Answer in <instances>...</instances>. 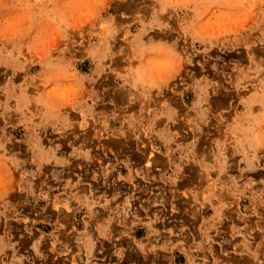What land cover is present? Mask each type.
<instances>
[{"label": "rangeland", "instance_id": "1", "mask_svg": "<svg viewBox=\"0 0 264 264\" xmlns=\"http://www.w3.org/2000/svg\"><path fill=\"white\" fill-rule=\"evenodd\" d=\"M150 40L176 41L181 102L199 90L198 157L175 153L179 189L161 154L152 175L109 179L117 121L85 123L89 88L109 93V73L126 85ZM239 121L241 139L228 134ZM82 131L92 154H66ZM110 193L129 196L128 223L100 212ZM165 227L183 237L160 249L149 238ZM0 264H264V0H0Z\"/></svg>", "mask_w": 264, "mask_h": 264}, {"label": "crops", "instance_id": "2", "mask_svg": "<svg viewBox=\"0 0 264 264\" xmlns=\"http://www.w3.org/2000/svg\"><path fill=\"white\" fill-rule=\"evenodd\" d=\"M172 47H177L176 41L174 46L168 47L163 41L150 40L146 44L136 47L139 51H135L136 58L139 61L130 70L126 69L122 72V78L126 80V85L119 84L116 77L109 73L101 76V80L104 81L108 77L114 83L109 85V93L102 92V82H96L94 88L87 89L84 112L90 117L85 121L88 123V127L92 128L93 131L98 129L100 131L102 127L109 128L112 120L116 119L117 121V128L114 129L115 131L111 130V134L112 139L121 142V145L111 144V152L107 151L104 156L102 155L104 160L102 170L103 172L109 171V179L123 177L129 182L135 178L136 174L152 175L154 167L148 165L147 161L149 162L151 159L150 155H153L154 158L161 154L166 158L162 175L179 178L176 186L173 183L171 186L175 187L174 189H179L186 183V172L180 171L181 167L186 166V163L183 164L181 160L176 164L174 156L176 152L180 153L181 157L189 159L188 165H191L194 158L197 159L198 157L199 121L197 116L200 107L197 92L199 90L193 87L197 98L191 107L181 102L184 91L172 80L175 74L173 69L176 68L178 62V57L173 55L172 50L169 49ZM143 49L145 51L142 52ZM144 58L146 60L145 65L147 64L148 67L147 71L143 70ZM164 64L170 66L168 67L169 71L168 69L166 71L161 69V65ZM120 89L124 91V94H118ZM44 113L49 116L52 112L46 107ZM122 113H128V115L124 116ZM85 123L82 122L84 130L87 126ZM228 129L230 136L239 139L244 138V125L240 121L231 123ZM65 144H68L66 154L73 155V157L88 158L92 154L91 145L84 137L83 131L78 137L70 136ZM124 144L127 146L122 148L121 146ZM95 148L94 146L93 150ZM57 153L59 154V152ZM95 155L97 154L95 153ZM171 160L172 164L169 167ZM167 167L169 169L173 167L174 170L169 173ZM196 174L198 177V173ZM197 182L198 178L196 179V188ZM169 184L168 182L163 184L165 189L170 186ZM190 184H194V182L191 181ZM100 196L101 201H103L104 194ZM123 197L118 199L116 194L110 193L106 196L105 204L101 203L100 212L113 217V220L119 212L120 218L125 219L128 223L130 219H126V216L132 215L133 208L129 209L127 205L130 201L129 196ZM98 221L96 219V222ZM166 228H161V231H156L149 238L151 241H160L158 246L160 249H164L169 240L183 237L182 232L178 233V227L174 228L173 231H162ZM115 238V235L111 237V239ZM113 245L112 242L108 248L113 250Z\"/></svg>", "mask_w": 264, "mask_h": 264}]
</instances>
